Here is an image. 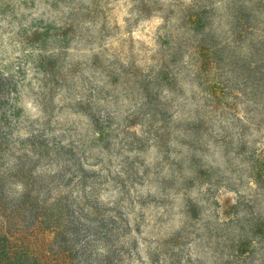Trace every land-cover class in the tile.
Instances as JSON below:
<instances>
[{"label":"rangeland","instance_id":"obj_1","mask_svg":"<svg viewBox=\"0 0 264 264\" xmlns=\"http://www.w3.org/2000/svg\"><path fill=\"white\" fill-rule=\"evenodd\" d=\"M4 5L0 72H15L24 118L13 139L65 148L49 169L66 195L93 190L114 210L125 264H264V74L249 76L264 67V0Z\"/></svg>","mask_w":264,"mask_h":264},{"label":"trees","instance_id":"obj_2","mask_svg":"<svg viewBox=\"0 0 264 264\" xmlns=\"http://www.w3.org/2000/svg\"><path fill=\"white\" fill-rule=\"evenodd\" d=\"M13 12L11 20L18 21ZM5 72H0V154L11 148L18 154L15 165L0 172V264H125L126 242L117 240L122 229L116 226L114 210L101 211L93 190L76 198L66 195L60 189L68 185L65 176L49 169L48 152L60 158L65 148L39 144V135L31 132L19 141L13 139L24 122L23 107L17 104L15 72ZM263 74V66L249 67V76ZM45 75L50 80L48 71ZM256 164L264 181V150Z\"/></svg>","mask_w":264,"mask_h":264},{"label":"clouds","instance_id":"obj_3","mask_svg":"<svg viewBox=\"0 0 264 264\" xmlns=\"http://www.w3.org/2000/svg\"><path fill=\"white\" fill-rule=\"evenodd\" d=\"M229 195H233V194L230 193Z\"/></svg>","mask_w":264,"mask_h":264}]
</instances>
